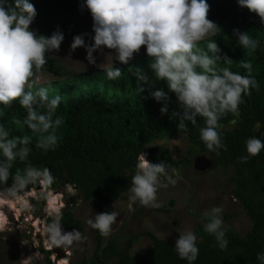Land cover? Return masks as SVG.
Masks as SVG:
<instances>
[{
  "label": "clouds",
  "instance_id": "clouds-1",
  "mask_svg": "<svg viewBox=\"0 0 264 264\" xmlns=\"http://www.w3.org/2000/svg\"><path fill=\"white\" fill-rule=\"evenodd\" d=\"M236 2L239 7L255 13L264 25V0ZM81 7L91 16L92 43H85L86 33L76 35L70 51L83 47L88 64L94 65V53L106 48L113 54L112 62L126 65L143 46L150 58L147 67L151 75L139 67L131 72L139 92L149 90L151 98L162 104L161 115L168 113V93L174 94L178 110L171 112L170 119H176V128L187 131V125H197L199 117L203 120L199 139L207 152L218 156L221 150H227L219 131L222 127L219 121L228 114L238 117L239 105L244 102L242 97L250 96L259 85L252 75L250 62H241L240 67L246 70L241 75L228 67L218 68L221 63L230 65L232 59L221 53L215 40L206 42V51L197 46L205 37H214L221 32L220 27L207 18L209 4L206 0H82ZM36 14L30 0H12L11 4L9 0H0V105L11 106L17 101L26 115L14 123L31 133L10 136L9 130L0 124V199L4 200L29 185L48 186L54 182L48 168L33 166L28 160L32 151L29 145L35 138L37 149L54 151L60 141L58 129L65 123L64 117L57 114L61 96L50 97L49 87L38 86L40 77L36 74L45 66L46 54L59 50L63 33L57 29L47 37L37 35L29 28ZM233 35L236 43L249 53H254L259 46V41L248 32L233 29ZM105 75L108 80H116L122 73L112 64L105 69ZM153 80L164 81L168 92L163 89L151 91ZM244 148L246 155L239 157L242 163L264 150V139L249 137ZM146 156L145 152L136 156L127 197L130 212L135 211L133 205L152 209L162 207L163 202L157 198L158 191L176 183L168 175L164 161L152 163ZM17 161L24 167H17L13 173L11 169ZM62 207L48 201L52 220L44 231L50 247L64 248L85 239L78 230H63ZM222 213V206H213L205 209L201 216L205 221L203 231L213 236L219 248L224 250L228 241ZM118 215L114 210L93 214L86 224L101 236L108 237ZM7 223L0 212V231L6 229ZM176 232L179 235L174 243L175 253L186 264H194L199 254L196 233L191 229ZM256 260L258 264H264V251L256 254Z\"/></svg>",
  "mask_w": 264,
  "mask_h": 264
},
{
  "label": "trees",
  "instance_id": "trees-1",
  "mask_svg": "<svg viewBox=\"0 0 264 264\" xmlns=\"http://www.w3.org/2000/svg\"><path fill=\"white\" fill-rule=\"evenodd\" d=\"M206 2L209 4L207 18L215 22L221 32L198 42L197 46L206 51V42L215 40L221 53L232 59L230 65L221 63L218 68L228 67L241 75L246 71L240 67L241 62H250L252 75L259 85L250 96L242 97L244 102L239 105L238 117L228 114L219 121L226 151L221 150L218 156L207 152L199 139V127L203 126L199 117L197 125H187V131L176 128V119H170L171 112L178 110L174 94L168 93V113L161 115L159 108L162 104L151 98L149 90L139 92L131 72L139 67L151 75L147 67L150 62L148 56L115 66L122 75L116 80H108L105 70L70 77L49 52L46 54L47 62L39 72L62 78L43 86L49 87L50 97L61 96L57 114L64 117L65 123L57 132L60 137L57 148L44 152L35 147L33 138L28 160L33 166L50 170L54 182L45 186L47 190L57 191L70 185L77 195L101 213L110 211L111 204L130 187L139 152H144L153 141L182 135L188 142L184 159L176 162L170 150L160 145H151L146 159L152 163L164 161L168 170L188 164L197 154L208 155L212 169L232 170V198L241 204L250 220V229L243 236L226 227L228 245L224 250L219 248L213 236L203 231V227L198 228L195 233L199 254L194 264H258L256 254L264 251V150L243 163L239 157L246 155V139L253 136L264 139V25L255 13L239 7L236 0ZM30 3L37 14L29 28L37 35L49 36L55 23L64 16L82 23L92 22L89 12L81 7L82 0H30ZM233 29L248 32L259 41L254 53L236 43ZM157 89L168 92L162 80H153L150 90ZM0 112L3 113L0 124L9 130L10 136L31 135L26 127L20 128L14 123L26 115L17 101H13L11 106L0 105ZM17 167L23 168L24 164L14 162L11 171L14 173ZM37 184L26 188H35ZM44 199L43 194L39 195L38 203L43 205ZM157 210L168 212L164 206ZM50 222L47 220V224ZM61 223L64 231L75 229L82 232L81 222L69 209L62 211ZM140 236L130 235L125 248L120 249L115 239L103 244L104 237L95 230L94 251L89 259H82V264H106L110 260H114L113 264H186L175 253V242L159 239L152 233H145L151 240L149 250L132 256L129 252L131 245ZM42 252L48 254V251Z\"/></svg>",
  "mask_w": 264,
  "mask_h": 264
},
{
  "label": "rangeland",
  "instance_id": "rangeland-1",
  "mask_svg": "<svg viewBox=\"0 0 264 264\" xmlns=\"http://www.w3.org/2000/svg\"><path fill=\"white\" fill-rule=\"evenodd\" d=\"M57 29L63 33V40L59 50L51 51L50 56L68 71V76L74 77L82 73L105 70L112 64L113 67L120 65L118 61L112 62L113 54L106 48L102 52L94 53L96 56L94 65L88 64L83 47L70 51V44L76 35L86 33L85 43L88 45L92 43V22L82 23L64 16L55 23L54 31ZM207 38L209 37H205L204 40ZM145 56L144 48L141 46L139 53H134L130 61ZM36 74L40 77L38 86L62 79L44 72ZM151 145L167 147L176 162L187 156L188 142L182 135L153 141L147 145L145 153ZM167 172L176 183L174 186L169 185L166 189H160L157 198L163 202L168 212L139 205H133L135 211L130 212L127 190L110 206V211H117L119 215L117 222L112 226L111 234L103 238V244L115 239L120 249H123L130 235H141L131 245L129 251L132 256L140 255L151 247V240L145 236V233H152L159 239L175 242L179 235L176 231L191 229L195 232L203 227L201 213L213 206H222V217L226 227H231L241 236L249 231L250 220L247 213L231 195L230 168L212 169L209 156L197 154L188 164L178 168L171 167ZM42 194L45 201L40 205L38 199ZM49 200H52L54 205H63L61 212L68 209L71 211L73 217L81 222L83 226L81 234L85 237L71 246L60 248L65 256L60 257L59 260H64V264H82L84 257L86 259L91 257L95 248V230L86 224V220L93 214H98L97 210L77 195L70 185L51 191L45 189L43 184H39V189L26 188L7 199L5 203L0 199V212L8 222L6 229L0 231V264H60L52 252L54 247L49 246L44 231L46 221L52 220L48 210ZM170 202L173 204L171 205ZM41 249L48 251V254L43 253ZM113 263L114 260H110L106 264Z\"/></svg>",
  "mask_w": 264,
  "mask_h": 264
},
{
  "label": "water",
  "instance_id": "water-1",
  "mask_svg": "<svg viewBox=\"0 0 264 264\" xmlns=\"http://www.w3.org/2000/svg\"><path fill=\"white\" fill-rule=\"evenodd\" d=\"M35 189H39V185H36ZM52 252L56 255L57 258L65 256V253L60 249V247H54Z\"/></svg>",
  "mask_w": 264,
  "mask_h": 264
},
{
  "label": "bare ground",
  "instance_id": "bare-ground-1",
  "mask_svg": "<svg viewBox=\"0 0 264 264\" xmlns=\"http://www.w3.org/2000/svg\"><path fill=\"white\" fill-rule=\"evenodd\" d=\"M6 200L2 199V203H5ZM3 217H4V214L2 213ZM5 218V217H4ZM59 260V259H58ZM60 264H64V260H59Z\"/></svg>",
  "mask_w": 264,
  "mask_h": 264
},
{
  "label": "flooded vegetation",
  "instance_id": "flooded-vegetation-1",
  "mask_svg": "<svg viewBox=\"0 0 264 264\" xmlns=\"http://www.w3.org/2000/svg\"><path fill=\"white\" fill-rule=\"evenodd\" d=\"M46 225H47V221H46Z\"/></svg>",
  "mask_w": 264,
  "mask_h": 264
}]
</instances>
